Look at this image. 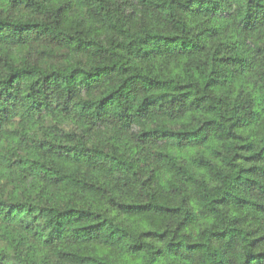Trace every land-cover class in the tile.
Masks as SVG:
<instances>
[{
    "label": "trees",
    "instance_id": "obj_1",
    "mask_svg": "<svg viewBox=\"0 0 264 264\" xmlns=\"http://www.w3.org/2000/svg\"><path fill=\"white\" fill-rule=\"evenodd\" d=\"M0 264H264V0H0Z\"/></svg>",
    "mask_w": 264,
    "mask_h": 264
}]
</instances>
